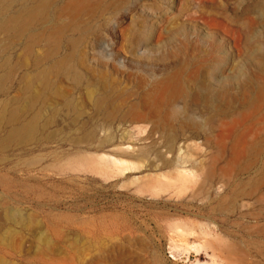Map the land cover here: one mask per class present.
<instances>
[{
	"label": "rangeland",
	"instance_id": "rangeland-1",
	"mask_svg": "<svg viewBox=\"0 0 264 264\" xmlns=\"http://www.w3.org/2000/svg\"><path fill=\"white\" fill-rule=\"evenodd\" d=\"M0 264H264V0H0Z\"/></svg>",
	"mask_w": 264,
	"mask_h": 264
},
{
	"label": "bare ground",
	"instance_id": "bare-ground-1",
	"mask_svg": "<svg viewBox=\"0 0 264 264\" xmlns=\"http://www.w3.org/2000/svg\"><path fill=\"white\" fill-rule=\"evenodd\" d=\"M89 160H90V159H89ZM84 161H85V159H84ZM88 162H89V161H88ZM92 163H94V161H93ZM92 163H91V164H92Z\"/></svg>",
	"mask_w": 264,
	"mask_h": 264
}]
</instances>
